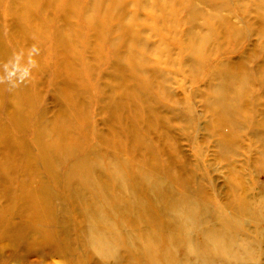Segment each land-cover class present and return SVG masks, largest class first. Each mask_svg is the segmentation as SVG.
Instances as JSON below:
<instances>
[{
  "label": "rangeland",
  "instance_id": "1",
  "mask_svg": "<svg viewBox=\"0 0 264 264\" xmlns=\"http://www.w3.org/2000/svg\"><path fill=\"white\" fill-rule=\"evenodd\" d=\"M30 1L0 0V264H264V0Z\"/></svg>",
  "mask_w": 264,
  "mask_h": 264
},
{
  "label": "bare ground",
  "instance_id": "2",
  "mask_svg": "<svg viewBox=\"0 0 264 264\" xmlns=\"http://www.w3.org/2000/svg\"><path fill=\"white\" fill-rule=\"evenodd\" d=\"M67 1V0H66ZM28 2H31L30 0H28ZM32 2H35V1H32ZM75 2V1H74ZM28 4V3H27ZM91 4V3H90ZM29 5V4H28ZM70 6L69 7H72L73 5H71V4H69ZM78 7V6H77ZM95 8H97L98 6H94ZM74 10V9H73ZM89 10V9H88ZM102 15H100V17H101ZM88 17H89V19L90 20H94L95 19V17H98V18H100L99 17V15H97L96 14V16L95 15H93V16H89L88 15ZM57 33V32H56ZM10 61V60H9ZM8 61V62H9ZM27 62V61H26ZM29 62V61H28ZM13 64V63H12ZM8 65V64H7ZM19 67V66H18ZM7 68H9V67H7ZM22 69V68H21ZM9 78H11V76H10V73L9 72H5V75L3 74V73H1L0 74V79H1V82H2V87H4V85H6V83L8 82L7 80H9ZM10 82V81H9ZM65 131V130H64ZM50 133V132H49ZM60 133V132H59ZM63 135V134H62ZM73 139V138H72ZM74 143V142H73ZM39 148H40V152H41V155L42 156H45L46 155V150H47V147H48V145H44V144H40V142H39ZM73 145V144H72ZM64 147V146H63ZM65 148V147H64ZM75 149V148H74ZM47 156V155H46ZM46 156H45V158H46ZM48 164V163H47ZM70 171V170H69ZM46 202V201H45ZM45 202H38V205H40L39 207H38V213H39V215L41 216H43V215H45L44 214V209H43V206H44V204H45ZM47 204V203H46ZM48 209V208H47ZM17 214V213H16ZM13 229V228H12Z\"/></svg>",
  "mask_w": 264,
  "mask_h": 264
}]
</instances>
